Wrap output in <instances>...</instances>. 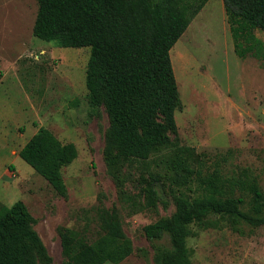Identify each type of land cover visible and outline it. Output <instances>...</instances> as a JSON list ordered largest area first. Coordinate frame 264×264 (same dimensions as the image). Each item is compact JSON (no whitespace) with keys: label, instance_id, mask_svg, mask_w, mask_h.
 <instances>
[{"label":"rangeland","instance_id":"1","mask_svg":"<svg viewBox=\"0 0 264 264\" xmlns=\"http://www.w3.org/2000/svg\"><path fill=\"white\" fill-rule=\"evenodd\" d=\"M38 2L0 0V203L27 205L53 264L64 262L60 230H75L92 243L106 234L102 212L115 209L133 247L119 264H157L159 251L172 248L170 236L152 241L144 228L171 218L175 198L200 195L202 179L214 173L258 182L264 198V68L235 54L223 0H209L171 50L181 98L177 147L134 165L127 189L141 204L135 210L120 201L104 162L110 122L86 86L91 48H63L36 38ZM256 35L264 41V31ZM42 127L77 150L75 161L62 170L66 198L19 156ZM153 178L165 190L167 207L147 205L145 191ZM234 198L257 217L250 192L236 188ZM214 220L212 226L191 227L192 264H264V225Z\"/></svg>","mask_w":264,"mask_h":264},{"label":"trees","instance_id":"2","mask_svg":"<svg viewBox=\"0 0 264 264\" xmlns=\"http://www.w3.org/2000/svg\"><path fill=\"white\" fill-rule=\"evenodd\" d=\"M209 0H39L33 28L36 38L63 48H91L86 86L98 107L106 111L104 162L119 190L120 201L132 210L141 207L127 187L134 182V165L177 147L175 114L181 98L171 50ZM234 52L242 60L253 58L264 68V0H223ZM62 197L68 196L62 170L77 158L74 145L62 144L48 129L40 128L19 153ZM146 189L147 205L169 202L158 179ZM203 192L177 196L176 212L144 228L148 239L169 235L172 248L156 255L157 264H192L187 241L193 225L212 226L219 219L264 225L263 194L258 182L229 181L214 173L202 179ZM253 195L257 217L241 209L235 189ZM117 210L104 211L106 234L92 243L72 229L60 230L62 264H119L133 253ZM35 218L18 201L0 203V264H53Z\"/></svg>","mask_w":264,"mask_h":264},{"label":"bare ground","instance_id":"3","mask_svg":"<svg viewBox=\"0 0 264 264\" xmlns=\"http://www.w3.org/2000/svg\"><path fill=\"white\" fill-rule=\"evenodd\" d=\"M178 77V76H177Z\"/></svg>","mask_w":264,"mask_h":264}]
</instances>
